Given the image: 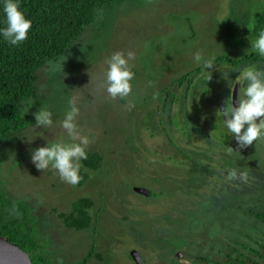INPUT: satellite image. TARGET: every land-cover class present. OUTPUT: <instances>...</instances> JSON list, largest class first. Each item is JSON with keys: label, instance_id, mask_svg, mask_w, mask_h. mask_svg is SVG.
Masks as SVG:
<instances>
[{"label": "rangeland", "instance_id": "rangeland-1", "mask_svg": "<svg viewBox=\"0 0 264 264\" xmlns=\"http://www.w3.org/2000/svg\"><path fill=\"white\" fill-rule=\"evenodd\" d=\"M262 12L264 0H132L120 3L107 10L102 9L100 18H104L100 25H96L98 29L93 32L91 28L94 25L88 26L79 40L80 44H75L73 50L40 69L39 93L54 95L56 99L51 107L60 108L57 115L51 111V127L34 125L20 134L21 144L13 148L15 151L6 161L7 170L3 172L12 180L8 191L34 204V213L40 215V220L48 221H42L45 224L43 229L49 233V248L55 250L52 255L55 260L74 264L89 252L94 240L96 251H102L105 260L92 256L88 264H135L129 256L131 248L135 246L139 250L138 246L160 243L161 251L156 249L160 252L156 256L160 258L158 255H161L165 259L163 264H173L175 250H181L189 238L191 225H196L189 220L202 218L199 211L205 208L220 216L213 221L217 226L219 224L222 236L226 228L222 223L231 219L228 212L209 211L208 203L205 207L201 201L196 204L197 193L210 195L206 186L211 188L212 182L218 181L216 192H224L230 185L242 193L240 198L254 195L264 202V140L239 149L234 136L228 131L223 133L224 117L217 113L218 109L224 108L225 102L229 103L228 98L234 107L238 106L240 85L236 78L233 79L236 70L237 76L250 66L264 70L262 60L258 63L253 59L240 63L238 67L217 60L226 56L238 59L250 52L258 53L251 48V41L258 36L247 33L253 29L254 21ZM129 51L135 53V59L129 61L131 71L138 74L131 81L130 95L125 100L119 97L113 100L106 91L108 65L105 61L115 52H122L127 57ZM197 53L205 60L214 56V68L205 69L203 66L197 73L201 77L195 78V86L189 88L193 90L192 100H183L181 110L178 103L171 100L165 105L159 90L174 78L203 65V61L195 60ZM223 72H229L228 80L222 78ZM176 87L178 92L186 91V85ZM61 91H65L63 96ZM70 99H74L79 108L75 120L78 129L90 140L87 149L99 150L106 158L105 171L111 170L108 182L103 175L94 173L83 191L82 187L75 186L79 196L89 195L95 203L89 210L93 220L90 227L96 224L98 229L93 236L88 228V231L80 232L63 225V216H59L58 211L71 210V202L77 197L75 187L62 181L51 166L44 171L38 170L31 158L32 152L40 147L72 143L61 127L70 111ZM150 108L154 112L152 121L158 123L155 132L141 127L142 118L145 122L151 121L147 114L143 116ZM193 109H196L193 119L203 124V133L191 121L189 110ZM175 113L182 127L193 130L192 138L188 137L186 130L171 125L169 120ZM204 121L210 129V123H214L216 128L220 126V129L217 133H214V128L209 132ZM205 133H210L212 139L207 149ZM180 150L194 151L197 155L204 151L207 153V168L201 175L204 180L199 182L196 180L199 177L193 174L188 180L190 184H181L188 178V170L182 163L186 157ZM170 154L177 156L171 157ZM18 158L23 162L12 167V162ZM193 164L194 160H190L189 165ZM222 167L225 170H216L213 174L214 169ZM165 186L175 193L168 196V189L154 192ZM135 187H144L153 195L139 193ZM99 206H102V216L95 221ZM244 217L248 216L245 214ZM226 218L228 220L225 221ZM239 224L253 235L264 234L261 231H264V224L257 219L240 220ZM105 227H111L107 233L112 237L117 235L118 243L113 244L100 235ZM205 227V224L201 227L202 231ZM207 227H211L210 223ZM195 243L184 249L185 255L197 252L199 247ZM150 256L149 253L145 264H156L157 258L153 256L150 260Z\"/></svg>", "mask_w": 264, "mask_h": 264}, {"label": "trees", "instance_id": "trees-1", "mask_svg": "<svg viewBox=\"0 0 264 264\" xmlns=\"http://www.w3.org/2000/svg\"><path fill=\"white\" fill-rule=\"evenodd\" d=\"M130 1L132 0H16L25 18L31 20L32 27L28 33L27 40L19 45H11L2 35V30L6 27V14L3 10L5 0H0V236L6 237L23 248L29 254L33 264H65L66 262L53 258L52 255L55 253V250L49 248L51 239L48 237L49 233L43 229L45 224L42 221L46 220H40V215L34 213L35 205L22 200L19 195L11 194L8 191L10 190L9 184L12 183V180L3 172L7 170L5 163L15 151L13 148L21 144L20 134L36 124L34 114L41 110H47L50 112L54 111L55 115H57V110L60 108L59 106L51 107L52 102L56 99L54 95L48 94L46 96L39 93L38 81L41 72L40 69L45 67L50 61L56 60L80 44L79 40L84 35L83 33L88 26L94 25L91 28L93 32L95 28L98 29L96 25H100V21L104 18H100L102 9L107 10L120 3ZM251 28L253 29L247 33L248 35L258 36L259 32L264 30V12L260 14L258 20L254 21ZM253 59L258 63L264 61V57L254 52L247 53L238 59L230 56L217 58V60L224 61L226 65L233 67H238L240 63H246ZM235 60L238 61L236 62ZM202 69L203 65L198 66V68H193L180 77L174 78L168 85L160 89L159 94L164 98L165 105H167L168 100H171L172 103H178L179 109L181 110L183 100L188 101L190 98L192 100L191 95L193 90L189 88L195 86V82L193 81H195V78L199 79L201 77V74L197 73ZM133 72L135 75L138 74L135 70ZM192 72L194 74H191ZM238 74V70H236L233 79ZM175 83L179 87L186 85V91L184 93L182 91L178 92L176 89L178 87L175 86ZM64 94L65 91H61V96ZM229 95L230 93L227 94L228 97ZM61 100L64 104L62 98ZM161 100L163 101V99ZM227 100L230 103V98ZM195 110H189L191 121L195 128L203 133L205 131L203 124L193 119ZM146 114L151 121L145 122V119L143 120L142 118L141 127L143 129H151L152 132L157 131L158 123L157 121H152L154 119L152 108L145 111L143 116L146 117ZM211 116L214 118V114H211ZM179 120L177 113H175L171 116L169 122L171 125L186 130L188 137L192 138L193 130H187L184 126L182 127V122L180 123ZM210 122H213V119ZM160 123L163 124L162 119H160ZM203 123L206 124L209 132L213 130L212 128H214V133H217V130L220 129V126L216 128L214 123H210L211 129L206 121ZM164 128H166L165 125ZM223 128V133L227 134L226 131L228 129L226 125ZM209 135L210 133L203 134L205 137V149L207 147L209 148L212 143ZM180 151L186 157L185 159H181L183 160L182 163L186 165L189 174H187L188 178L181 184H190L188 180L193 174L199 177L197 178L195 176L199 182H201L200 180H204L205 178L202 179L203 177L201 175L206 171L205 168H207L205 167L207 153L204 151L197 155L194 151H192L193 153ZM86 152L87 159L80 161L82 167L79 174L82 179L76 185L77 187H82V191L87 182L92 180L94 173L103 175L105 182H108V175L111 172L108 169L105 171L104 161L106 158L99 150L86 148ZM170 156L177 155L170 154ZM190 160H194L193 165H189ZM22 162L23 159L21 158L15 159L12 162L14 163L12 167H17ZM216 170L222 171L225 170V167H222V169H214L213 174ZM227 173L229 174V172ZM222 179L224 181V178ZM217 182H212V186L210 185L211 188L206 186L207 192L210 191V195L197 193L198 200H196V204H198V201H201L205 207V203H208L207 209L209 211L213 210L216 213L228 212L230 214L231 219L228 220L226 218L225 221L228 220V222L222 223L223 226H226L225 230L222 229L224 230L223 236L220 234L219 224L217 226L213 221L219 219L220 216H216L203 208L199 211L201 214L200 217H202L201 220H189L196 225H191L192 228L188 231L190 233L188 242L186 241L182 248L185 249V246L188 247L190 244L196 242L195 246L199 248L195 254L192 253L191 258L211 262L212 264H264V234L253 235L243 230V227L239 224L240 220L247 222L251 219H257L264 224L263 200H259L254 195L249 198L247 196L246 198H240L239 196L242 193L237 192V188L229 187L230 185H228L226 191L216 192ZM231 182H233L232 178ZM221 184L222 182L219 185ZM77 187L74 188V191L77 192V197L71 202V210L69 212L61 211L60 213L58 211V215L63 216V225L69 227L71 230L82 232L88 228L93 236L98 229L96 224H94L93 228L90 227L93 220L89 210L95 203L89 195L79 196ZM167 189L168 187L165 186L154 192L159 193V191ZM168 191V196L175 193L170 189ZM151 195H153V192ZM101 207L99 206L97 209L95 221H98L102 216L100 215L102 213ZM52 209L57 210V207H53ZM243 214H246L248 217L245 218ZM46 222L48 223V221ZM209 223L211 227H207ZM204 224L206 225V230L204 229L202 231L201 227ZM110 228L105 227L101 229L100 235L114 242L113 244H116L118 243L117 238H115L117 235L112 237L107 233ZM226 229L229 231L226 232ZM102 231H105L104 235ZM261 231L264 233L263 229ZM205 250L207 251L206 253ZM141 252H146V249H142ZM92 256H95L100 261L105 260L104 253L102 251H96L94 240L89 252L82 259L76 260L74 264H88ZM129 256L133 258L131 253H129ZM150 260H153L152 257H150ZM180 263L187 264L184 262Z\"/></svg>", "mask_w": 264, "mask_h": 264}, {"label": "clouds", "instance_id": "clouds-1", "mask_svg": "<svg viewBox=\"0 0 264 264\" xmlns=\"http://www.w3.org/2000/svg\"><path fill=\"white\" fill-rule=\"evenodd\" d=\"M4 13L6 14V27L2 35L11 45H19L28 39V33L32 22L26 19L20 10L16 0H5ZM251 48L264 57V30L259 32L258 38L251 41ZM135 59V53L129 51L127 57L122 52H115L111 57L106 58L108 65L106 72V91L115 100L117 97L123 99L132 92L131 81L134 79V72L131 71L129 61ZM197 62L203 61L205 69L214 68L213 56L210 59H203L200 53L195 55ZM222 78L228 80L229 72H223ZM211 79L209 76L208 80ZM207 80V81H208ZM240 91L237 100V107L232 103H226L222 110L224 123L228 131L238 142V148L244 149L251 146L253 142L264 140V70L255 66L245 68L236 77ZM246 83V87L244 86ZM70 111L61 122V127L67 132L72 143H53L51 146L40 147L31 154L32 162L38 170H46L51 166L58 172L60 179L72 186L80 183V161L87 159L86 148L90 143L87 136H83L75 122L79 115V108L75 100H69ZM35 127H51L52 113L41 110L34 114ZM233 150L230 148V151ZM138 192V191H137ZM140 193V192H139Z\"/></svg>", "mask_w": 264, "mask_h": 264}, {"label": "water", "instance_id": "water-1", "mask_svg": "<svg viewBox=\"0 0 264 264\" xmlns=\"http://www.w3.org/2000/svg\"><path fill=\"white\" fill-rule=\"evenodd\" d=\"M138 192L144 195H150L151 192L144 187H136ZM137 264H145L137 250L131 251ZM0 264H33L29 254L18 244L10 241L6 237L0 236Z\"/></svg>", "mask_w": 264, "mask_h": 264}, {"label": "flooded vegetation", "instance_id": "flooded-vegetation-1", "mask_svg": "<svg viewBox=\"0 0 264 264\" xmlns=\"http://www.w3.org/2000/svg\"><path fill=\"white\" fill-rule=\"evenodd\" d=\"M161 245H162V243H160V244H155V245H152V244H147V245H145V246H142V247H139L138 246V248H139V250L138 249H136V247L134 246V248H131V250L130 251H132L133 249H135V250H137L138 251V253L141 255V257L144 259V260H146V261H148V259L146 258V257H148L149 256V253L151 254V256L150 257H156L157 258V261L155 262L156 264H160V260H162V264L165 262V259H161V255H158L160 258H158L156 255L157 254H160V252L159 251H161ZM151 246H154V247H151ZM155 247H157V248H155ZM187 246H185V248H186ZM142 249H146V252H144V253H140V251L142 250ZM154 249H158L159 251H157L156 252V250L154 251ZM130 251H129V253H130ZM154 251V252H153ZM184 249L183 248H181V250L180 249H177V250H175V253H174V260H172V262H174L173 264H181L180 262H188V260H189V257L190 256H192L191 254H184ZM147 252H149V253H147ZM147 253V254H146ZM146 254V255H145ZM195 254V253H194ZM132 255V254H131ZM197 255H199L198 253H197ZM221 256H222V258H223V255L221 254ZM132 260H133V262L135 263V264H137V261L134 259V257L132 258ZM156 260V259H155ZM183 260V261H182ZM199 260L198 259H191V260H189V262L187 263V264H199ZM204 264H212L211 262L209 263V262H203ZM203 263H201V264H203ZM147 264V263H146Z\"/></svg>", "mask_w": 264, "mask_h": 264}, {"label": "bare ground", "instance_id": "bare-ground-1", "mask_svg": "<svg viewBox=\"0 0 264 264\" xmlns=\"http://www.w3.org/2000/svg\"><path fill=\"white\" fill-rule=\"evenodd\" d=\"M149 191H150V190H149ZM150 192H151V191H150ZM151 194H152V192H151ZM151 194H150V195H151Z\"/></svg>", "mask_w": 264, "mask_h": 264}]
</instances>
